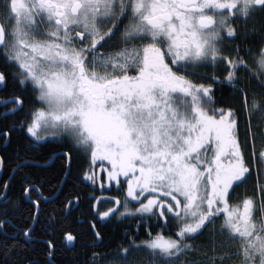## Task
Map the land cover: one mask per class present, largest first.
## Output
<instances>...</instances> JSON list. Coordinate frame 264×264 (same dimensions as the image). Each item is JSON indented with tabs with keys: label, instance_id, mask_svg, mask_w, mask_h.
Returning a JSON list of instances; mask_svg holds the SVG:
<instances>
[{
	"label": "snow or ice",
	"instance_id": "snow-or-ice-1",
	"mask_svg": "<svg viewBox=\"0 0 264 264\" xmlns=\"http://www.w3.org/2000/svg\"><path fill=\"white\" fill-rule=\"evenodd\" d=\"M0 173V264L84 239L70 184L73 264H264V0H0Z\"/></svg>",
	"mask_w": 264,
	"mask_h": 264
},
{
	"label": "trees",
	"instance_id": "trees-1",
	"mask_svg": "<svg viewBox=\"0 0 264 264\" xmlns=\"http://www.w3.org/2000/svg\"><path fill=\"white\" fill-rule=\"evenodd\" d=\"M15 143L12 148H9V154L13 153L15 151ZM63 149L56 147L54 145H49L42 149L40 153V159L41 161L47 159L52 160L53 159V153L55 152H61ZM59 164L58 162H55L52 166V171H55L56 168H58ZM4 178V175L2 174V179ZM65 194L69 199L74 198V193L79 192L80 195V207L72 212V215H70L66 221L63 222L64 227L68 228L71 232L79 233L81 234L84 239L76 245L74 249H70L65 243L64 247L61 248L59 245L57 246V254L55 257L56 264H73V262L77 259H80L86 249L83 247L85 243L88 242V236L90 235L89 231V224L91 222V214L89 212V200L85 199V196H91L92 193H86L84 190H82L77 185H69L64 189ZM97 198L100 197H107L113 194L112 191H100L99 189L96 190L94 193ZM45 196L50 195V193L45 192ZM64 197H61V200H63ZM42 207H46L45 217L55 219L58 223L60 222V211L58 205L48 204V205H42ZM103 207H107V205H103ZM45 217H42L41 219H45ZM131 221H125L124 224H130ZM132 227L134 228L135 225L133 224ZM105 233V238L107 240H114L119 241L121 237L123 236V233L125 231V226L121 225V222L119 220L113 221V222H104L102 229ZM33 259H36L40 262V264H43L44 255L39 250L28 253Z\"/></svg>",
	"mask_w": 264,
	"mask_h": 264
},
{
	"label": "water",
	"instance_id": "water-1",
	"mask_svg": "<svg viewBox=\"0 0 264 264\" xmlns=\"http://www.w3.org/2000/svg\"><path fill=\"white\" fill-rule=\"evenodd\" d=\"M52 160H53V159H52ZM2 174H3V173H0V179H2ZM68 247H69V246H68ZM70 249H71V248H70Z\"/></svg>",
	"mask_w": 264,
	"mask_h": 264
},
{
	"label": "flooded vegetation",
	"instance_id": "flooded-vegetation-1",
	"mask_svg": "<svg viewBox=\"0 0 264 264\" xmlns=\"http://www.w3.org/2000/svg\"><path fill=\"white\" fill-rule=\"evenodd\" d=\"M240 194H243V190H241V193Z\"/></svg>",
	"mask_w": 264,
	"mask_h": 264
}]
</instances>
